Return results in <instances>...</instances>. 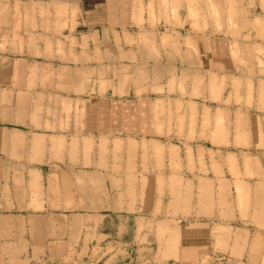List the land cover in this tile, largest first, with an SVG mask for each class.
Wrapping results in <instances>:
<instances>
[{
  "label": "crops",
  "instance_id": "1",
  "mask_svg": "<svg viewBox=\"0 0 264 264\" xmlns=\"http://www.w3.org/2000/svg\"><path fill=\"white\" fill-rule=\"evenodd\" d=\"M127 2L78 0L71 35L80 34L77 36L79 44L89 40L104 49V33L123 24ZM252 3L251 0H234L233 4H229V0L200 2L202 16L196 14V22L189 24L193 31L180 38V48L190 44L197 69L179 72L178 82H183L186 93L194 85L189 79L198 77V73L208 76L207 84L209 76L221 80L235 75L237 57L231 49L234 41L224 34L204 31L213 26L219 29L225 21H232L240 28V35L246 36L248 31L241 28L249 25L246 9ZM144 4L149 8V0ZM1 6L5 12L12 11L11 4ZM133 8L130 3L126 11ZM229 8L234 13L239 12L235 20L229 19ZM9 22L11 25V20ZM3 26H7L6 21ZM5 35L11 38V29L9 34L5 30ZM171 40L168 41L177 44L173 38ZM86 52L85 57L78 55L80 60L87 61L91 57V52H88L89 56ZM75 58L77 56L66 65L69 72L72 69L71 75L75 74ZM55 66L53 60L28 52H0V264H65L67 257L70 264H92L85 260L86 253L96 246L102 249L103 245L108 246L107 243L115 244L123 252L128 246L123 243V238L125 234L129 235L126 231L129 222L133 235L131 245L136 244L140 250L141 245L145 248L143 244H147L155 264H264V121L258 119L263 126L261 138L256 135L257 140L251 139L255 151L238 150L243 154L239 164L229 163L232 160L230 153L222 166L209 159L203 164L189 165L187 154L181 153L180 170L173 171L179 173L182 180L177 183L173 179L174 186L180 187L175 190L176 199L162 202L160 213L155 214L159 206L153 192L154 199L147 202V210L138 201L134 207L137 214L125 215V208L130 205L119 197L117 189L127 186L129 159H134L131 168L134 174L138 173L139 188H156L159 176L163 177L165 187L170 182L172 168L168 162L172 152L168 146L163 153L148 148L154 143H162L158 131L165 134L164 117L157 116L161 99L145 93L141 96L120 95L117 92L130 91L129 80H124L123 88L119 85L108 87L109 75L95 71L105 79V94L89 96L83 104L73 103L77 117L71 120L70 132H61L59 105L47 103L51 116H45L43 101L36 95L45 90L59 92L58 68ZM193 70L197 72L189 74ZM45 77L48 78L47 89L44 88ZM146 84L149 86V82ZM70 85L72 90L79 88L74 75ZM70 85L68 83L67 89ZM96 88L98 85L90 90ZM137 88L134 92L139 90ZM26 93H35V99H28ZM216 106L217 109L221 107L220 104ZM204 107L207 105H201L200 114ZM63 122L67 123L65 119ZM200 123L203 125L201 116ZM256 128L254 133L260 134ZM203 129L200 126L197 134L203 136L205 132V136L211 138L214 125ZM74 137L78 144L75 151L70 147ZM215 141L218 143L210 145L217 150L214 147L222 140L215 136ZM88 145L97 148L90 152ZM144 147L148 148V153ZM154 154L163 155L166 167L159 168L153 161ZM143 155L147 157L146 164L142 162ZM188 179L190 184L183 189ZM190 186L195 188L194 196L191 191L188 195ZM204 186L208 187L206 194ZM184 210H187L185 214ZM184 235L195 236V242L185 239ZM176 236L178 243L172 245L175 240L172 237ZM110 237L117 241L110 243ZM161 241L163 246L159 248ZM191 245L196 250L193 260L192 256L185 255ZM175 248H179L178 252Z\"/></svg>",
  "mask_w": 264,
  "mask_h": 264
},
{
  "label": "rangeland",
  "instance_id": "2",
  "mask_svg": "<svg viewBox=\"0 0 264 264\" xmlns=\"http://www.w3.org/2000/svg\"><path fill=\"white\" fill-rule=\"evenodd\" d=\"M201 1L149 0V8H146L145 0H128L123 14V24L117 29L105 31V47L102 49L94 44L96 42L90 43L89 40L80 44L77 43L80 39L77 37L80 35L79 33H76L75 36L71 35L73 33V21L76 19L75 8L78 0H0V52L5 50L12 54L28 52L44 59L53 60L54 65H56L55 68H58L56 73L59 92L52 93L45 90L36 93V95L38 94V100L43 101L45 116H51V108L46 105L47 103L59 105L58 115L61 120V132H70L71 120L75 116L77 117L76 109L72 108V106L74 107L73 103L83 104L89 96L105 94V79H101L98 76L99 73L96 75L95 71L102 73V75H109L108 87L115 85L121 87V84H125L129 80L130 91L117 92L120 95L135 94L141 96L145 93L144 95L151 94L152 98L161 99L160 105L158 103L160 107L157 109V116L164 117L165 134L163 131H158L162 143H154L148 148L156 150L157 153H163L165 146H168L169 151L172 152V154L170 153L172 158L168 162L172 168L170 182H167L165 187L163 177L159 176L155 182L158 185L156 188L148 186L139 188L137 185L138 173L134 174L131 168L134 159H129L130 171H128L127 180H125L127 186L117 189L120 193L119 197L130 205L125 208L127 210L124 211L125 215L137 214L135 211L138 210L134 207L138 201H141L142 208L145 207L144 209H146L147 202L154 199L153 192L156 194L159 206L155 214L160 213L162 202L168 199H176L177 191L175 192V190H179L180 187H175L174 181L180 183L179 180H182L179 179L181 175L173 171L180 170L183 153L187 154L189 165L194 162L203 164L205 160L209 159L213 164L222 166L223 160L225 157L228 158L230 153L232 160L230 159L229 163L237 165L242 160L240 157L243 155L238 150L243 148L247 152L255 151L251 139L257 140L256 135L259 138L262 136L260 130L264 124L261 126L258 119L264 121V0H260L261 2L251 0L253 3L248 7L246 6L249 25L241 28V30L248 31L246 36L240 35V28L232 21L230 23L225 21L224 26L219 27V29L213 26V29L204 31L224 34L234 41L231 49L237 57V72L233 77L221 78V80L209 76L208 84L206 81L208 76L198 73V77H193V80L189 79V82L194 85L191 91L186 93L183 82H181L182 84L178 82L179 72L182 70L191 71L192 68H196L193 63L194 58L190 44L188 43L185 48L184 46L180 48L182 44L180 38L193 31L189 24L196 22V14L202 16L199 7ZM130 3L133 4L134 8L129 12L126 10ZM233 3L234 0H229V4ZM3 4H11L12 11L5 12L1 6ZM228 13L229 19L232 18V20H235L239 15V12L234 13L233 9L230 8ZM9 20H11V25ZM5 21L6 27L3 26ZM10 29L11 38L9 35H5V30L9 34ZM172 38L175 40L174 43H177L176 45L168 41H172ZM41 47L42 49H40ZM85 51H87L86 55L88 56V52H91V57L87 58L86 56L87 61L85 59L80 60L78 55L81 54V57H85L83 56ZM74 56H77L75 61L72 60L75 63V74L72 73L71 75L72 69L69 72L66 65ZM85 64H88V67ZM196 70L189 74H195ZM92 73H94V77H92ZM73 75L79 85V88L75 90H72L70 85ZM168 79L171 80L166 83ZM47 81L48 78L45 77V89L48 87ZM205 81L206 84H203ZM146 82H149V86ZM216 82L217 85H215ZM68 83L69 89H67ZM96 85L98 88L90 90ZM136 88L139 90L134 92ZM26 94L28 99H35V93ZM203 104L207 107H204V112L201 115L199 110ZM219 104L221 107L217 109L218 106L216 105ZM56 114L55 112L54 116ZM200 116L203 125L200 123ZM64 119L67 123L63 122ZM252 121H256V123L253 124ZM212 124L214 125V132L211 138H207L205 132L203 136L197 134L200 126L205 131ZM254 127H258L256 131H259L260 134L254 133ZM252 134L255 136L251 137ZM215 136L222 140V145L219 144L214 147L217 150H214L210 145V143H218L215 141ZM121 138L126 139L127 137ZM63 141L65 140H62V144H64ZM77 146V139L74 137L70 147L75 151ZM95 147L97 148L96 145H88L90 152ZM144 148L148 153V148ZM88 152L86 151V153ZM89 155L90 153L86 155L87 160ZM154 156L153 161L157 163L159 168L160 166L166 167L163 155L154 154ZM142 162L143 164L147 163L146 155L145 157L143 155ZM214 172L217 173V170ZM145 175L147 172L143 176ZM186 181L183 189H186L187 185L190 184L189 179ZM151 182V186H153V181L151 180ZM189 191L194 196L195 188L190 186L188 195L190 194ZM188 195L186 196L189 201ZM140 212L145 211L141 210ZM186 212L187 210L183 211L184 214ZM131 228L132 224L129 222L128 228H126L129 235L125 234L123 238V243L128 246L123 249V252L112 243L116 242L117 239L110 237L108 241L114 246L109 245V243H107V247L103 245L102 249L96 246L93 250L91 249V252L86 253L85 260L92 264H104V262L107 264H155L152 262L153 252L150 251L149 253L146 248L147 244H143L145 248H142L141 245L140 250L136 244L131 245L133 238ZM183 237L191 242H195L196 238L189 235ZM176 239L178 236L172 237V245L178 243ZM118 240L120 241V239ZM154 246L155 244L152 245V247ZM162 246L163 242L161 241L159 248ZM175 250L178 252L179 248H175ZM195 251L194 246L191 245L185 255L192 256L193 260L196 256ZM174 254L172 255L173 258L175 257ZM67 259L65 264H70V259Z\"/></svg>",
  "mask_w": 264,
  "mask_h": 264
},
{
  "label": "bare ground",
  "instance_id": "3",
  "mask_svg": "<svg viewBox=\"0 0 264 264\" xmlns=\"http://www.w3.org/2000/svg\"><path fill=\"white\" fill-rule=\"evenodd\" d=\"M13 14V13H12ZM55 23H56V21H54ZM247 23H245L244 22V25H246ZM71 27H72V25H71ZM53 31V30H52ZM8 36V35H7ZM31 37V36H30ZM49 160V159H48ZM51 161V160H50ZM205 187V189L203 190L204 192H205V194H206V190H208V187L207 186H204ZM199 188V187H198ZM198 193V192H197ZM203 210H205V209H203ZM206 211V210H205ZM209 211V210H208ZM207 212V211H206ZM212 213V212H211Z\"/></svg>",
  "mask_w": 264,
  "mask_h": 264
}]
</instances>
